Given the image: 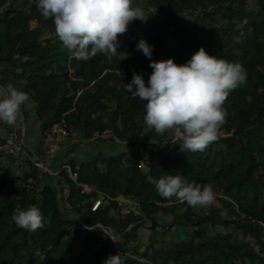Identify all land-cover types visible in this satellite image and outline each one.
I'll use <instances>...</instances> for the list:
<instances>
[{"label":"trees","instance_id":"obj_1","mask_svg":"<svg viewBox=\"0 0 264 264\" xmlns=\"http://www.w3.org/2000/svg\"><path fill=\"white\" fill-rule=\"evenodd\" d=\"M146 4V22L134 20L137 30L128 25L118 37L116 55L98 53L84 61L64 48L53 20L42 16L35 0H0V66L5 65L0 72L22 83L21 90L35 103L41 133L64 119L70 137L77 132L89 140L109 131L132 146L140 137L146 140L136 152L69 159L76 181L62 171L65 199L52 185L41 186L44 174L30 161L21 174H0V264H104L118 253L125 255V264H264V0ZM183 13L193 15L190 26L176 21ZM141 39L152 47L150 58L137 49ZM201 47L242 64L247 80L223 106L227 117L218 140L204 151L183 152L173 133L159 135L145 126L146 101L133 98L122 85L133 73L147 85L152 61L171 58L182 65ZM149 140L161 147L151 148ZM167 175L211 185L216 202L204 212L182 202L185 210L176 212L179 201L161 197L155 187ZM29 178L33 184L27 189ZM102 194L103 206L93 210L92 199ZM118 197L136 201L138 213L122 215ZM32 205L45 224L35 232L18 228L12 219L17 207ZM65 206L74 216L65 213ZM161 212L172 215L170 227L193 228L191 238L154 256L131 246L140 227L158 226ZM96 223L120 239L114 242L99 229L85 227Z\"/></svg>","mask_w":264,"mask_h":264},{"label":"clouds","instance_id":"obj_2","mask_svg":"<svg viewBox=\"0 0 264 264\" xmlns=\"http://www.w3.org/2000/svg\"><path fill=\"white\" fill-rule=\"evenodd\" d=\"M45 19L51 18L55 32L71 55L88 60L98 53L116 55L118 37L128 25L139 19L146 22L143 9L133 0H35ZM137 49L150 58L152 47L141 39ZM121 58H126L123 54ZM147 85L142 75L133 73L132 80L122 85L133 98L146 101L144 122L159 135L171 132L182 143L181 150L204 151L219 138L226 121L224 104L230 93L246 84L247 72L242 64L209 55L203 47L185 64L173 59L152 61ZM122 73L119 72V76ZM26 92L8 85L0 86V122L15 126L21 106L28 102ZM158 194L168 200L175 197L191 207H209L216 202L211 185L189 183L180 175L161 177L155 184ZM13 221L21 229H42L40 209L17 207ZM87 227V226H85ZM123 254L110 255L104 264H125Z\"/></svg>","mask_w":264,"mask_h":264},{"label":"rangeland","instance_id":"obj_3","mask_svg":"<svg viewBox=\"0 0 264 264\" xmlns=\"http://www.w3.org/2000/svg\"><path fill=\"white\" fill-rule=\"evenodd\" d=\"M10 1V0H9ZM133 6H139L143 9L145 15H148L149 11L147 10V4L145 0H133ZM167 15L165 12L159 15V18L164 17ZM176 21L179 25L182 26H190L193 21L194 17L190 13H183L180 15ZM130 25L137 30L138 26L135 25V22L132 21ZM5 65L0 66V71H3ZM13 79V78H12ZM17 81L16 79H13ZM17 84L21 87L22 83L17 81ZM145 126L149 128L146 124ZM44 133H41L43 135ZM173 139H176L175 135L171 136ZM139 142L137 145H130L126 142H121L117 140L109 131L103 133L100 137H95L89 140H84L80 133L73 132L71 137L68 139L69 142L62 151H66L65 155L63 153H59L56 159L52 162L53 166L58 168L61 164H68L69 159H74L77 161H84L87 159L92 158L99 152L110 156L119 154L124 151H138L140 148V143L146 141L144 138L140 137L137 139ZM66 142V143H67ZM151 148H159L161 145L155 140L148 141ZM70 148V149H69ZM141 149V148H140ZM23 171L18 170V172H6L4 168L0 167V174H5L9 177L21 174ZM44 184H50L55 187L58 191L59 197H66L67 187L65 185L64 176L50 177V176H41V186ZM125 198V197H123ZM104 200L101 196L92 199V205L96 202V200ZM127 199V198H126ZM130 201V202H129ZM103 202V201H102ZM121 203V213L122 215L129 214L130 211H134L138 213L137 203L131 199H127L126 201H120ZM104 203L100 205L103 206ZM195 211H205L206 207H193ZM185 210V206H183L182 202H178L175 207V211L180 213ZM65 213L68 216H74V212L69 209L68 206H65ZM157 227L155 229H151L149 226H142L138 230V239L135 242H132L131 246L138 247L141 252L145 249H148L150 255L160 254L164 249H167L168 246H171L175 243H179L183 240H189L191 238L193 228L182 226V225H175L170 227L169 225L172 222V215L170 213L161 212L156 216ZM88 228H97L100 231L109 235L114 242H117L120 239L119 235H114L110 230L102 228V226L98 223L90 226L86 225Z\"/></svg>","mask_w":264,"mask_h":264},{"label":"built area","instance_id":"obj_4","mask_svg":"<svg viewBox=\"0 0 264 264\" xmlns=\"http://www.w3.org/2000/svg\"><path fill=\"white\" fill-rule=\"evenodd\" d=\"M70 138V132L67 127L66 121L63 119L60 122L55 123L48 131L42 136V142L44 146V153L42 156L31 154L23 139L17 136L14 132H10L7 135H0V165L10 159L17 160L20 163L30 161L41 173L50 177H60L62 171H66L68 175L76 181V174L73 173L70 165L61 164L58 168L53 166L52 162L56 159L60 150L65 146V143ZM33 184V179L29 178L26 183V188L30 189ZM84 191L91 190L88 186H83ZM101 197L104 199L103 194ZM117 200L126 201V198L118 197ZM103 200H96L92 209H96L101 205ZM130 202V201H129ZM138 205V203H135Z\"/></svg>","mask_w":264,"mask_h":264},{"label":"crops","instance_id":"obj_5","mask_svg":"<svg viewBox=\"0 0 264 264\" xmlns=\"http://www.w3.org/2000/svg\"><path fill=\"white\" fill-rule=\"evenodd\" d=\"M8 85H11L22 91L20 86L17 84V81H14L11 77L3 76L0 72V86L7 87ZM34 109L35 103L29 96L28 102L21 106L20 115L18 116L15 126H9L6 123L0 122V135H7L10 132H14L17 136L23 139L28 151L31 154L42 156L44 153V146L40 131V122L37 120ZM68 143L69 142L65 143V145ZM60 152L63 153V155L66 153V151L62 150H60L59 153ZM0 167L4 168V171L6 172H18V170H28L29 164L28 161L20 163L17 160L10 159L4 161Z\"/></svg>","mask_w":264,"mask_h":264}]
</instances>
